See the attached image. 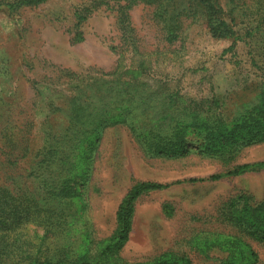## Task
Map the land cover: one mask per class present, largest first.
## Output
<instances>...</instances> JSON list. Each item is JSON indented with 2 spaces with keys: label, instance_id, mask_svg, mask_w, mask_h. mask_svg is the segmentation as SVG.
<instances>
[{
  "label": "trees",
  "instance_id": "obj_1",
  "mask_svg": "<svg viewBox=\"0 0 264 264\" xmlns=\"http://www.w3.org/2000/svg\"><path fill=\"white\" fill-rule=\"evenodd\" d=\"M46 1L0 0V7L18 11ZM109 1L89 0L75 9L73 40L82 41L81 25L100 8L110 6L119 35L118 44L111 47L116 55L114 68L108 72L89 68L83 73L59 70L50 89L38 87L46 85L44 81L33 82L35 100L43 110L41 143L12 178V188L0 185V264H192L186 255L173 251L135 262L121 257L130 238L136 200L172 185L218 182L254 169L246 164L169 184L136 182L116 207L111 234L95 238L84 219V208L78 205L84 204L92 154L105 129L124 128L145 155L177 160L196 153L223 167L243 147L264 140V96H255L241 110L228 113L217 99L185 97L174 82L154 77L168 78V68H182L187 21L202 24L214 40L242 39L236 32L240 26L245 41L254 45L252 64L264 68V0H125L112 5ZM139 4L152 8L162 49L145 52L140 48L129 15ZM30 127L32 122L19 138L20 144L33 139ZM18 131L1 127L0 132L9 148L7 165L15 169L16 160L31 151L27 146L21 156L10 155L16 149ZM259 166L264 167V162ZM163 210L171 215L167 205ZM218 214L220 222L238 233H200L190 243L202 253L225 252L219 264H260L251 243L264 247V201L238 194L224 202Z\"/></svg>",
  "mask_w": 264,
  "mask_h": 264
},
{
  "label": "rangeland",
  "instance_id": "obj_2",
  "mask_svg": "<svg viewBox=\"0 0 264 264\" xmlns=\"http://www.w3.org/2000/svg\"><path fill=\"white\" fill-rule=\"evenodd\" d=\"M89 0H47L37 7L10 11L0 7V132L1 127L18 131L16 149L11 156L31 149L27 157L17 159L16 168L7 165L9 148L0 134V185L12 188L11 180L24 161L41 143L39 125L43 120L41 104L34 97V81L50 82L59 70L83 73L89 68L108 72L114 68L116 55L111 47L118 44L115 12L110 6L94 12L80 27L82 41L73 40V12ZM125 0H110L123 4ZM223 1V0H222ZM223 3V2H222ZM130 22L145 51L162 49L160 32L152 20V8L142 4L130 12ZM184 57L181 69H169L167 77L175 89L192 99H217L227 112L241 110L243 104L264 96V68L254 66L250 52L254 45L245 41L240 26V40H214L202 24L185 22ZM240 37V38H239ZM261 67V66H260ZM46 93H48L45 90ZM33 139L22 140L27 126ZM35 124V125H34ZM92 167L83 203L84 219L95 238L108 237L114 229V213L128 188L142 181L169 184L191 178H205L238 165H252L253 170L224 177L218 182L176 184L150 192L135 202L132 230L121 257L129 262L158 256L166 251L183 253L192 264H219L226 253L211 249L202 253L191 243L200 233L235 234V228L218 219L220 206L238 194L264 201V140L243 147L235 160L223 167L215 159L191 154L183 159L167 160L145 155L131 135L121 127L107 128L100 134L92 154ZM26 174V173H25ZM167 205L171 215L163 206ZM39 234L42 231L38 230ZM238 233V232H237ZM250 243V242H249ZM264 264V247L251 243Z\"/></svg>",
  "mask_w": 264,
  "mask_h": 264
}]
</instances>
